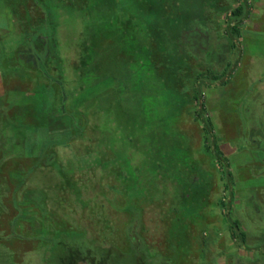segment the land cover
Returning <instances> with one entry per match:
<instances>
[{
	"label": "rangeland",
	"instance_id": "obj_1",
	"mask_svg": "<svg viewBox=\"0 0 264 264\" xmlns=\"http://www.w3.org/2000/svg\"><path fill=\"white\" fill-rule=\"evenodd\" d=\"M225 1L228 8L214 17L213 31L206 37L202 25L207 20L202 14L207 0H56L57 8L47 5L48 17L43 7L48 0H0V128L16 111L6 108L14 91L33 97L34 83L5 79L2 74L7 61L13 62L12 53L54 54L56 64L63 60V67L51 68L67 81L74 98L79 89L74 73L80 64L77 43L85 33L101 54L89 66L87 92L91 97L100 88L118 90L112 109L131 134L121 142L129 151L123 170L132 171L135 180L119 190V197L127 201L126 210L146 206L140 231L150 252L159 254L155 264H264V12L256 19V0H241L251 1L250 14L234 47L230 14L239 0ZM132 13L153 23L146 43H138L139 47L121 34L130 28L127 19ZM185 15H189L187 24ZM192 23L200 30L197 48L203 62H213V72L226 71L229 79L225 86L203 87L206 108L200 118L181 100L187 87L174 75L182 62L179 55L185 53L180 36ZM158 69L166 73L161 83ZM37 82L42 84V79ZM119 98L126 107L123 111L118 110ZM110 101L107 96L91 100L85 113L93 121V110ZM128 103L134 107L125 106ZM202 120L212 126L209 135ZM212 138L219 143L222 160L228 162L225 166L218 162L214 148L206 147ZM6 163L12 167V160ZM146 179L158 191L153 204L144 196ZM222 202L231 203L232 218L240 222L245 244L234 236L229 208ZM18 204L6 185L0 187V264H48L50 244L38 228H32L28 208L23 215ZM92 204L94 224L87 227L100 231L104 228L97 224L100 216L115 219V208L99 198ZM73 221L85 227L82 217ZM120 248L127 250L124 243Z\"/></svg>",
	"mask_w": 264,
	"mask_h": 264
},
{
	"label": "trees",
	"instance_id": "obj_2",
	"mask_svg": "<svg viewBox=\"0 0 264 264\" xmlns=\"http://www.w3.org/2000/svg\"><path fill=\"white\" fill-rule=\"evenodd\" d=\"M48 3L43 4L46 5L43 6L45 16L47 5L51 9L57 8L56 0H48ZM207 5L204 16L202 14L207 20L202 25L206 37L210 30L213 31L214 17L228 8L225 0H207ZM249 14L247 4H241L232 11L229 36L234 47L239 44L240 26ZM185 18L187 24L189 15H185ZM127 20L132 22L131 26L126 33L121 31V34L126 35L132 46L145 44L153 23L145 22L133 13ZM190 25H186V31L180 36L185 43V53L179 55L181 57L178 59L182 62L178 64L174 75L179 83L187 87L186 95L181 100L189 104L193 116L200 118L204 116L206 108L202 99L203 87L225 86L229 79L226 71L213 72V62H203V56L197 48L201 36L197 32L200 30L193 23ZM84 36L85 33L77 43L80 64L75 67L74 73L79 89L74 98L68 92L67 81L51 68L58 58L54 54L43 57L25 55L23 50H16L12 53L13 58H10L13 62L7 61L8 68L2 72L4 78L17 77L22 82L30 81L34 83V88L31 90L33 97H28V92L14 91V95L6 101V108L16 111L4 123L5 127L0 128V187L6 185L13 199L20 202L17 207L20 210L23 208V215L27 214L24 208H28L32 228H38L42 239L50 244L48 264H155L159 254L150 252L151 248L140 231L146 206L143 209L130 207V210H126L124 205L127 201L119 197V190L122 191L135 180L132 171L123 170L124 157L129 151L121 142L124 138H131V134L122 128L121 115L112 109L114 94L118 90L109 92L108 89L100 88L98 94L89 96V66L101 54L92 48V42ZM59 61L57 68L63 67L64 61ZM158 71L162 76L158 83H161L166 73L161 69ZM40 78L42 84L37 82ZM102 96H107L111 101L106 107L93 110L92 121L85 109L91 100ZM125 106L134 107V104ZM124 108L119 98L118 110L123 111ZM211 128L207 122L204 123L207 135L212 132ZM211 142H207L206 147H213L218 162L225 166L227 160L221 158L219 143L213 138ZM8 160H12V167L6 163ZM227 176L232 179L231 173ZM4 177L9 179L10 184L3 182ZM146 180L148 184L143 185L144 196L149 204H153L152 200L158 191L152 189L149 183L151 179ZM226 188L231 190L229 185ZM98 198L112 204L115 219H106L104 214L97 222L104 228L100 231L89 230L88 224H94L91 222L95 211L92 203ZM222 206L229 208L227 216L234 236L245 242L240 222L232 218L231 203L222 202ZM77 216L85 220V227L77 226L73 221ZM123 243L127 247L125 251L120 248Z\"/></svg>",
	"mask_w": 264,
	"mask_h": 264
},
{
	"label": "crops",
	"instance_id": "obj_3",
	"mask_svg": "<svg viewBox=\"0 0 264 264\" xmlns=\"http://www.w3.org/2000/svg\"><path fill=\"white\" fill-rule=\"evenodd\" d=\"M256 4L259 6V9L257 10V14L255 15V18L257 19V17L260 15V12L261 13L264 12V0H256ZM257 27H259V26L257 25ZM245 242H246V237H245ZM245 242H243V243L245 244ZM251 264H253V263H251Z\"/></svg>",
	"mask_w": 264,
	"mask_h": 264
},
{
	"label": "built area",
	"instance_id": "obj_4",
	"mask_svg": "<svg viewBox=\"0 0 264 264\" xmlns=\"http://www.w3.org/2000/svg\"><path fill=\"white\" fill-rule=\"evenodd\" d=\"M238 2H239V5H238V6H240L241 4H243L241 0H239ZM247 3H248V4H251V1H249V2H247ZM247 3H246V4H247ZM230 15H232V13H231Z\"/></svg>",
	"mask_w": 264,
	"mask_h": 264
},
{
	"label": "flooded vegetation",
	"instance_id": "obj_5",
	"mask_svg": "<svg viewBox=\"0 0 264 264\" xmlns=\"http://www.w3.org/2000/svg\"><path fill=\"white\" fill-rule=\"evenodd\" d=\"M262 167H263L262 172H263V175H264V160H263V163H262Z\"/></svg>",
	"mask_w": 264,
	"mask_h": 264
}]
</instances>
